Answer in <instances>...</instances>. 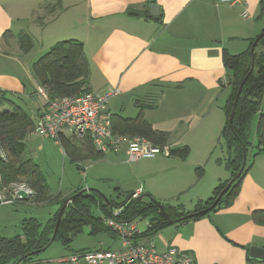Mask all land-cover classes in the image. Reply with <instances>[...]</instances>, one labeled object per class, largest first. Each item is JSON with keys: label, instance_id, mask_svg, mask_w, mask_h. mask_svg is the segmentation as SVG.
<instances>
[{"label": "crops", "instance_id": "crops-1", "mask_svg": "<svg viewBox=\"0 0 264 264\" xmlns=\"http://www.w3.org/2000/svg\"><path fill=\"white\" fill-rule=\"evenodd\" d=\"M47 2L0 0V90L10 94L35 124L42 103L32 64L54 44L78 40L90 66L89 90L99 95L117 91L103 116L136 118L137 104H154L142 114L155 130L170 134L167 146H191L186 160L151 158L154 168L170 174L171 187L181 195L193 190L199 202L231 180L223 164L227 152L217 138L230 92L220 84L228 73L223 53L240 55L252 47L264 31V0H61V11L45 9ZM151 5L158 6V16L150 14ZM25 23L33 41L26 60L18 41ZM254 53H264V47L257 44ZM261 108L264 111V98ZM255 131L256 118L250 130L253 145ZM194 143L201 145L200 155ZM103 155L101 160L120 167L118 157L128 159L127 145L123 142ZM197 166H208L201 178L195 175ZM139 189L144 195L142 186L132 194ZM149 189L148 185L145 191ZM256 211H264V154L255 158L231 206L170 226L150 240L160 250L175 248L191 255L195 264H264L249 257L251 247L264 249V224L252 218ZM111 237L112 247L120 245L115 235ZM112 247L108 249L117 246ZM61 259L40 261L59 264Z\"/></svg>", "mask_w": 264, "mask_h": 264}, {"label": "trees", "instance_id": "trees-1", "mask_svg": "<svg viewBox=\"0 0 264 264\" xmlns=\"http://www.w3.org/2000/svg\"><path fill=\"white\" fill-rule=\"evenodd\" d=\"M61 4V0H48L44 7L47 10L53 8L61 11L63 9ZM258 39V44L264 47V31ZM18 41L22 53L27 54L33 49V41L27 33H21ZM254 41L251 42L250 47ZM223 63L228 71L226 77L230 92L224 107L226 122L219 136V143L222 147L224 146L227 158L223 161L224 163L222 160L220 162L231 173L232 178L240 172L242 167L244 168L241 176L210 212L233 204L239 194L243 177L253 167L255 158L264 154V111L261 108L264 98V53L260 55L254 53L255 71L253 70L249 76V72L246 71L252 66L251 48L235 56L224 51ZM32 73L39 86L45 89L52 99L77 96L90 91V66L84 52V45L78 40L60 41L51 46L32 64ZM247 76L235 114L231 118L237 91ZM137 106L140 108V113L136 118L112 117L113 134L117 137L140 138L154 146L166 147L170 134L155 130L142 114L145 109L155 108V105L140 103ZM255 118L257 142L253 145L250 130ZM34 130L35 122L30 115L11 100L10 94L0 90V192L4 191L5 197L11 200L14 190L24 186L32 192L24 202L35 206L56 204L62 207L70 199L71 202L65 209L53 242H60L67 250H70L73 240L86 226L91 228L92 235L103 232L113 235L104 226V217L110 216L112 209L122 208L120 216L122 220L148 219L147 229L141 235L142 239H150L170 226L197 220L208 214L201 212L214 203L230 181L216 187L213 196L208 200L199 201L192 213L181 212L178 207L164 205L151 195L146 201L144 195L132 199L133 194H130L125 200L117 202L106 199L97 191L88 190L90 192L77 193L67 200L61 194L52 195L39 165L23 158L26 141ZM60 145L70 161L79 167L82 162L98 161L104 157L103 153L93 147L89 139L78 141L74 138H62ZM189 155L188 146L170 150V157L186 160ZM195 172L197 177L201 178L204 171L199 167L195 169ZM22 201L16 200V202ZM94 208L97 209V215L93 213ZM58 213L57 211V215ZM190 214H196V216L183 219ZM252 218L255 222L264 224V211L254 212ZM53 220L51 219L42 228L37 220L24 219L21 234L12 238L0 235V264H30L40 261V255L53 244L50 243L57 218Z\"/></svg>", "mask_w": 264, "mask_h": 264}, {"label": "rangeland", "instance_id": "rangeland-1", "mask_svg": "<svg viewBox=\"0 0 264 264\" xmlns=\"http://www.w3.org/2000/svg\"><path fill=\"white\" fill-rule=\"evenodd\" d=\"M20 33H26V23L22 25ZM23 55L25 56L22 57L26 60V54L23 53ZM246 72H250V70ZM226 97L228 98V96ZM225 122L226 118L224 125ZM253 124H255V119ZM185 145H188L189 149L191 148L188 143ZM195 145L197 146V155H200L201 145ZM220 151L221 146L215 150L217 157L220 156ZM109 157L111 156L109 155ZM160 157L157 156V158ZM214 157L216 158V156ZM23 158L32 160L39 165L52 195L61 194L67 200L77 193L94 190L103 194L106 199L121 202L126 199L127 195L132 194L139 186H142L144 188V200L147 201L149 194H151L158 202L169 207H178L181 212H188L198 202L194 192H192L193 190L190 189L191 191L181 195L174 187H171L172 178L170 174L160 173L162 172L161 169L154 168V160L152 159H143L136 163L128 161L127 157L119 156L120 167L103 160H88L82 162L79 167V165H74L64 154L60 143L53 140L42 143V138L35 134L28 137ZM197 167L199 168V166ZM207 169L208 166L203 167V171L205 170L206 173ZM148 185L150 189L145 191ZM69 200L66 202L70 203ZM60 208L56 204L35 206L24 201L7 205L0 204V235L12 238L21 234L22 221L29 218L37 220L43 228L51 219L55 220L58 217L57 211L59 212ZM93 213L97 215L96 208L93 209ZM137 224L141 230L145 231L148 219L139 218ZM111 238L107 232L92 235L91 228L86 226L82 233L73 240L70 250L63 247L60 242H55L40 255V258L59 260L75 251L108 249L113 246ZM119 246L117 243L112 248H119Z\"/></svg>", "mask_w": 264, "mask_h": 264}, {"label": "built area", "instance_id": "built-area-1", "mask_svg": "<svg viewBox=\"0 0 264 264\" xmlns=\"http://www.w3.org/2000/svg\"><path fill=\"white\" fill-rule=\"evenodd\" d=\"M220 84L229 86L226 76L222 77ZM37 96L42 105L39 106L40 116L35 124L34 134L42 139L53 140L60 143L62 138H74L78 141L89 139L94 148L106 153L118 150L121 143L127 145V154L130 162L142 159H151L157 155L170 157V148L157 147L144 139H128L117 137L111 128V118L102 113L108 102L117 94L110 91L99 95L91 91L77 96L52 99L45 89L38 88ZM20 190L32 192L24 186L14 190L12 199L0 192V204H13L21 200L18 196ZM142 196V191H136L132 199ZM122 208L112 209L110 216L104 217V225L120 240L116 249L81 250L63 257L59 264H195L191 255L180 253L175 248L160 250L150 239H142L143 230L138 227L137 220H122ZM30 264H47L36 261Z\"/></svg>", "mask_w": 264, "mask_h": 264}, {"label": "water", "instance_id": "water-1", "mask_svg": "<svg viewBox=\"0 0 264 264\" xmlns=\"http://www.w3.org/2000/svg\"><path fill=\"white\" fill-rule=\"evenodd\" d=\"M150 14L152 16H158L159 15L158 6L151 5L150 6ZM258 41H259V39H257L253 43V45L251 47L252 66H251L250 72L248 73V76L250 74H252V72L254 70V64H253V62H254V49H255L256 45L258 44ZM248 76L243 80V82L241 83V85H240V87H239V89L237 91L236 99H235L234 106H233V109H232L231 118H233V116L235 114V111H236V108H237V104H238V101H239V98H240V95H241V92H242V88H243L244 83L246 82V79L248 78ZM243 168L244 167H242L240 172L229 181V183L226 185V187L223 189V191L217 197V199L214 201V203L208 209L202 211L201 213H205V214L209 213L212 209H214L218 205V203L220 202L221 198L227 193V191L230 189V187L233 185V183L241 176ZM30 195L31 194L27 193L25 190H20L18 192V196L23 201L27 200L30 197ZM68 205H69V202L64 203L63 206L59 210L58 217H57L56 224H55V229H54L53 236H52L50 244H52L54 242V239L56 237L58 228L60 226L61 220H62L64 212H65V209L67 208ZM194 216H196V214H190V215H187L186 217H184L183 219H191ZM249 257L252 260H261V261H263L264 260V249L258 248V247H251L250 250H249Z\"/></svg>", "mask_w": 264, "mask_h": 264}]
</instances>
